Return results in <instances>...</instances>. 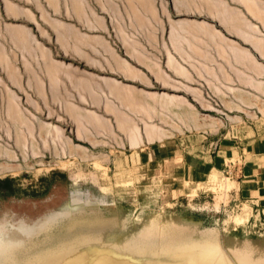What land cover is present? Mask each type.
Returning <instances> with one entry per match:
<instances>
[{
	"label": "rangeland",
	"instance_id": "rangeland-1",
	"mask_svg": "<svg viewBox=\"0 0 264 264\" xmlns=\"http://www.w3.org/2000/svg\"><path fill=\"white\" fill-rule=\"evenodd\" d=\"M82 5L91 20L96 13L101 15L94 0H82ZM15 23L5 19L0 9V55L11 56L13 63L16 45L7 38L6 28ZM47 32L46 22L40 19L33 29L34 46L53 48ZM82 33L100 36L101 31L82 29ZM103 42L121 52L110 36L108 43ZM153 58L162 62L164 57ZM82 70L90 69L82 65ZM133 85L180 94L159 89L158 83L151 88ZM3 97L0 80V144L9 148L5 134L12 126H4L8 121L1 118ZM18 107L23 112L18 122L31 123L32 138L24 136L28 140L22 151H0V264H93L86 255L96 250L124 258L122 264H210L203 262L206 247L201 245L206 241L221 250L226 264H264V211L237 196L229 174L210 173L198 183L174 189L161 180L158 170H146L133 158L125 164L123 153L134 148L112 127V135H89L94 144L88 143L75 138L72 120L48 116V105L22 103L18 98ZM82 107L108 118L105 121L110 124V117L99 107ZM200 112L205 118L197 124L191 119L192 110L156 111L155 122L170 132L164 143L174 142L191 151L195 144L211 146L214 138L238 139L245 125H250L248 118L213 120L220 114L212 108ZM183 118L193 125L182 126ZM55 128L59 131L53 132Z\"/></svg>",
	"mask_w": 264,
	"mask_h": 264
},
{
	"label": "crops",
	"instance_id": "crops-1",
	"mask_svg": "<svg viewBox=\"0 0 264 264\" xmlns=\"http://www.w3.org/2000/svg\"><path fill=\"white\" fill-rule=\"evenodd\" d=\"M111 2L112 9L118 17L112 20L108 12L103 11L94 0L95 7L101 13L100 15L95 12L94 22L89 18L82 0H0L1 15L7 20L16 21L15 24H11L12 27L6 28L7 38L10 40L8 30L15 31L20 43L23 44L15 46L14 63L11 56L3 54L6 60L4 64H0V80L3 95L5 94L2 103L6 108L7 103L17 105L16 111L20 110L16 115L18 118L14 116L17 122L23 117V112L18 107V98L22 103L46 104L48 116L72 120L74 131L75 121H79L80 118L82 121V115L86 111H92L82 107V104H90V107H99L104 115H108L110 124L105 122L109 128L112 127L121 134L114 119L117 112L108 111L104 106L109 102L117 108L118 102L100 80H109L112 84L115 82L116 88L120 91L131 90L137 94L152 95L169 93L160 90L146 91L134 86L133 83L137 82L143 88H151L153 84H159L154 73L162 72L166 77H175L176 83L180 86L197 89L196 91L200 92V100H197L181 90L173 91L180 93L174 95L179 96L180 101L183 100L180 108L194 111L195 116L191 119H196L197 124L199 118H205L200 111L212 108L220 114L213 116V120L243 121L244 118H248L250 125L248 127L245 125L238 139L214 138L211 146L199 147L195 144L191 151H188L174 142L164 143L170 138V132L164 129L160 122H155L154 118L157 116L155 112H159L160 107L149 105L150 113L153 115L151 121L160 126L159 133L151 142L144 141L134 148L133 152L123 153V162L129 164L133 158L146 170H158L161 180L174 189H184L179 186L198 183L210 173L225 172L232 178L237 196L253 208L264 211V0H191L189 10L183 9L176 14L172 12V0H111ZM253 2H256L257 6ZM144 4L150 5L152 19L132 23L125 18V14L131 9L144 10ZM260 6L263 10H260ZM217 7L223 8V12L228 11L229 16L227 13L224 16L223 12H218ZM161 9L165 14L163 19L160 15ZM82 11L87 15L86 20L89 24H93V30L86 29L82 24ZM56 15H62L66 20H61ZM102 15H106V20ZM40 19L47 24V37L52 39L53 48L34 46L33 29H36ZM172 19H181L200 27L195 26L196 31L193 32L194 38H191V41L186 40L184 36L182 38L184 41L189 40L190 46L192 45L190 47L182 41L180 51L182 59L177 58L178 62L176 61L185 70L183 78L173 76L165 64L167 53L173 52L167 47L166 38L167 23ZM219 20L222 23H219ZM233 28L242 31V34ZM82 29L86 32L101 31V34L96 35V38L83 34ZM38 35L44 36L40 33ZM109 36L117 41L121 52L103 44V41L108 43ZM10 42L14 45L11 40ZM99 43L105 48L97 47ZM82 52L92 57V60L96 58L95 62H100L96 64L97 67L90 64L88 67L82 59ZM173 54L179 57L176 52ZM161 55L164 57L162 62L158 58H153ZM82 65L90 70H82ZM125 70L135 74L136 79L125 75ZM10 79L15 81L11 82ZM82 81L92 85H88L86 89V84ZM159 89L167 90L161 87V84ZM87 90L89 94H96L97 105L93 103L94 100ZM147 104H151V101ZM4 112L1 118L7 120L8 115ZM226 112L235 114L229 115ZM95 113L103 120H108L103 115ZM184 119L189 118H183L182 121ZM187 120L181 122V125H193V121L185 122ZM15 129L5 134L6 138L10 139L8 144L11 147L0 144V151L24 150L22 144L25 142L24 136ZM199 134L198 132L197 136Z\"/></svg>",
	"mask_w": 264,
	"mask_h": 264
},
{
	"label": "bare ground",
	"instance_id": "bare-ground-1",
	"mask_svg": "<svg viewBox=\"0 0 264 264\" xmlns=\"http://www.w3.org/2000/svg\"><path fill=\"white\" fill-rule=\"evenodd\" d=\"M98 2V5L102 8L103 11H109L111 13V15L113 16V18H116V16L118 15H115L116 13H114V10L112 9V2L111 0H95ZM200 1V0H199ZM202 1V0H201ZM215 2V1H213ZM212 2V3H213ZM187 3H189V6H187ZM198 3V2H197ZM196 3V4H197ZM250 3V2H249ZM254 5L257 6L256 2H253ZM147 4V3H146ZM210 4H211V1H210ZM209 4V5H210ZM216 5L218 3H215ZM223 4V3H222ZM260 4V3H259ZM262 4V3H261ZM145 5V4H144ZM149 5V4H148ZM190 5H192L191 3V0H172V12L175 14L178 13L179 11H183V9H188L190 7ZM195 5V4H194ZM214 5V4H213ZM212 5V6H213ZM225 5V4H223ZM251 5V4H250ZM150 6V5H149ZM149 6L145 5L144 7V10H141V9H136L134 11V9L130 10L128 9V11L130 10V12H128L127 14H125V18H127L130 22H135V23H138L140 21H144V20H148V19H152L153 18V14L152 12L149 10ZM206 6V5H205ZM218 6H220V4H218ZM222 6V5H221ZM264 6V4H263ZM135 7V6H133ZM132 7V8H133ZM216 7V6H215ZM115 8V7H114ZM225 8V7H224ZM83 9V8H82ZM116 9V8H115ZM127 9V7H126ZM151 9V8H150ZM192 9V8H191ZM202 9V8H200ZM199 9V10H200ZM204 9V8H203ZM160 10V9H159ZM189 10V9H188ZM218 12H223L224 9L223 8H218L216 9ZM229 10V9H228ZM256 10V9H255ZM260 10H263V8L261 9V6H260ZM112 11V12H111ZM226 11V10H225ZM235 11V10H234ZM198 12V11H197ZM232 12V10H231ZM126 13V11H125ZM180 13V12H179ZM191 13V12H189ZM227 13L226 15H228V11L227 12H223V15ZM235 13V12H234ZM92 15L93 13H89V15ZM95 14V13H94ZM167 14V13H166ZM214 14V12H213ZM217 14V13H215ZM219 14V13H218ZM262 14V13H261ZM224 15V16H226ZM233 15V14H232ZM87 15H84L83 11H82V24L85 25L86 29H92L94 28V26H92L91 24H89V22L86 20ZM110 16V17H112ZM157 16V15H156ZM217 16V15H215ZM221 15H219L220 17ZM229 16V15H228ZM118 17V16H117ZM120 17V16H119ZM211 17V15H210ZM92 18V17H91ZM221 18V17H220ZM223 18V17H222ZM110 19V18H109ZM183 20V19H182ZM187 20V19H186ZM222 20V19H221ZM225 18H224V22H225ZM93 21V20H92ZM101 21V20H99ZM111 21V20H110ZM220 21V20H219ZM223 21V20H222ZM95 22V21H94ZM228 22V20H227ZM231 22V21H230ZM219 23H222L221 21ZM153 24V23H152ZM224 24V23H223ZM116 25V24H115ZM198 24H195V25H192V23L190 24L189 22H186V21H181L180 20H170L168 23H167V47L172 50V54H169L167 53L168 55L166 56V61H165V64H166V67L168 68V70L172 73L173 76H179L183 78V75H185V70H183L184 68H182L180 66V64H177L176 61L178 62L177 58H180L181 57V47H182V41L185 42V44H190L189 43V40L194 37L193 36V32L196 31V27H197ZM101 26V25H100ZM196 26V27H195ZM201 26V25H200ZM233 26V25H231ZM115 27V26H114ZM199 27V26H198ZM197 27V28H198ZM229 27V26H228ZM245 27V26H244ZM200 28V27H199ZM232 28V27H231ZM119 29V28H118ZM229 29V28H228ZM234 29V28H233ZM238 29V27H237ZM246 29H249V28H246ZM208 32L209 30L206 29ZM232 30V29H231ZM118 31V30H117ZM199 31V29H198ZM234 31L238 32V33H241L242 34V31H237L236 29H234ZM9 32V37L11 39V41L16 45V46H20V45H23L20 43V39L18 37V34H16L15 31L12 32V30L8 31ZM198 33V32H197ZM246 33V31H245ZM121 34V33H120ZM211 34V33H210ZM239 34V35H241ZM247 34V33H246ZM197 35V34H196ZM209 35V34H208ZM213 35V33H212ZM244 35V34H243ZM242 35V36H243ZM62 36V35H61ZM186 37V40L189 39L188 41H184L182 40V38ZM247 36V35H246ZM96 37V36H94ZM244 37V36H243ZM61 38V37H60ZM245 38V37H244ZM62 39V38H61ZM90 40V39H88ZM101 40V39H99ZM98 40V41H99ZM92 41V39L90 40ZM123 41V40H122ZM191 41V40H190ZM97 42V41H96ZM188 42V43H187ZM24 43V42H23ZM26 43V42H25ZM100 44V43H99ZM104 44V43H103ZM29 45V44H27ZM87 45V43H86ZM102 45V44H100ZM124 45V44H123ZM104 46V45H103ZM102 46V47H103ZM125 46V45H124ZM131 46V45H130ZM184 46V45H183ZM192 46V45H191ZM190 46V47H191ZM217 46V45H216ZM188 47V48H190ZM25 48V47H24ZM92 48V47H91ZM105 48V47H104ZM30 49H32L30 47ZM188 50V49H187ZM84 52V51H83ZM82 52V59L88 64L92 65V66H96L97 63H100L99 61L98 62H95L96 58L92 60V57H89L88 55H84ZM90 52H94V51H90ZM174 52H176L179 57L175 56V54H173ZM190 52V51H188ZM132 53V51H131ZM134 53H135V50H134ZM232 53V52H231ZM86 54V53H85ZM88 54V53H87ZM186 54V53H185ZM6 55V54H5ZM2 53L0 55V64H4L5 63V60L4 59V56ZM80 55V54H79ZM131 55V54H130ZM135 55V54H134ZM189 56V55H188ZM187 56V57H188ZM131 57H134L135 56H132ZM182 59V58H180ZM9 60V59H8ZM187 60V58H186ZM83 61V62H84ZM97 61V60H96ZM101 61V60H100ZM104 61L106 62L107 60L104 59ZM103 61V62H104ZM109 61V60H108ZM111 61V60H110ZM109 61V62H110ZM189 61V60H188ZM11 62V61H10ZM84 62V63H85ZM104 62V63H105ZM109 62H107L106 64H108ZM191 62V61H190ZM103 63V64H104ZM112 63V62H111ZM117 63V62H116ZM153 63V62H152ZM105 65V64H104ZM113 65V64H112ZM120 65V64H119ZM155 65V64H154ZM4 66V65H3ZM100 66V65H99ZM98 66V67H99ZM107 66V65H106ZM109 68L111 69V66L108 64ZM89 67V65H88ZM97 67V66H96ZM101 67V66H100ZM99 67V68H100ZM105 67V66H104ZM114 69L115 67L112 66ZM4 68V67H3ZM106 68V67H105ZM121 68V67H120ZM166 68V69H167ZM160 69V68H159ZM15 70V69H14ZM129 70V69H128ZM122 71V70H121ZM116 72V71H115ZM118 72V71H117ZM126 73H124L125 75L131 77L132 79H136V75L135 74H132V73H129L125 70ZM156 72V71H155ZM16 73V72H14ZM162 74V75H161ZM161 74L159 73H154V77L157 79V81H159V84H161V87H163L164 89H168L169 91L173 90V91H183L185 93H187L188 95L194 97L195 99L197 100H200V92H197L195 89L193 90V88H187V87H184V86H180L179 84L176 83V81H172L170 80V78L166 77V75H164L162 72ZM212 74V73H211ZM187 76V75H186ZM189 76V75H188ZM14 78V77H13ZM175 78V77H174ZM90 79V78H89ZM186 79V78H185ZM84 80V78H83ZM87 80V79H85ZM11 81V79H10ZM12 81H15L12 80ZM11 81V82H12ZM102 81V85H105V87H107L108 91H109V94L116 98V102H118V106L117 108L111 104L108 103H105V108L109 111H115L117 112L115 114V123H116V127L117 129L121 130V135L124 137V141L126 143V145L129 147V148H136L138 145H140L142 142H151L156 136L157 134L159 133V129H160V126L155 124L153 121H151V118H153V115H151V110L149 109V105H152V106H158L160 107V110L161 111H168L170 110V108H173V107H178L179 105L182 104V101H180V98L179 96H175L174 94L171 95V94H165V93H161V94H137L135 93L134 91H131V90H122L120 91L118 88H116L115 86V82H112L109 81V80H100V82ZM83 82V81H82ZM91 82V81H89ZM84 84H86L85 82H83ZM91 83H88V85H90ZM86 84L85 88L88 86ZM92 85V84H91ZM84 86V85H83ZM82 86V87H83ZM90 87V86H89ZM87 89V88H86ZM84 90V88H83ZM216 90V89H215ZM88 94L90 93L89 90H87ZM155 93V92H154ZM5 95V94H4ZM91 95V99H93V103H95V105H97V96L96 94H89ZM200 95V96H199ZM14 97V96H13ZM11 98H12V95H11ZM99 98V97H98ZM13 99V98H12ZM148 99V100H147ZM147 100V101H146ZM195 100V101H197ZM11 101V99H10ZM151 101V104H147V102H150ZM186 103V102H185ZM1 104V103H0ZM33 105V104H31ZM187 105V104H186ZM5 106V104H4ZM15 105L14 103H7V108L6 110H4L5 114L8 115L7 116V121L9 125H4V126H12V129H17L19 132H21V134L23 136L26 135V138L28 137L27 135H30V137L32 136V129L30 128V125L31 123H26L24 121V123H20L18 124V122L14 119V116L17 117V113H19V111H16V109L18 110V108H15ZM190 106V105H189ZM180 107V106H179ZM21 109V108H20ZM118 110V111H117ZM22 111V110H21ZM135 111V113H134ZM1 112V111H0ZM91 111H88L87 113L83 114L82 115V121L81 118L79 121H75L76 122V130H75V138L77 140H81V141H86L88 143H93L91 139H89V135H97V134H102V135H112L111 133V130L109 128V125L105 122V120H103V118L99 117V115L95 114V113H90ZM2 113V112H1ZM0 113V114H1ZM4 114V115H5ZM12 114V115H11ZM6 115H5V118H6ZM10 115L12 116L10 118ZM25 116V115H24ZM18 118V117H17ZM27 118V117H26ZM24 119V118H23ZM79 119V118H78ZM19 121V120H18ZM138 121H140V123H138ZM158 122V120H156ZM17 122V123H16ZM156 122V123H157ZM160 122V121H159ZM5 123V122H3ZM23 124V125H22ZM27 125H29L28 128ZM18 125V127H17ZM138 125H140L141 127L139 128ZM20 127H22V130L20 131ZM33 127V126H31ZM198 127V126H197ZM7 129L9 127H6ZM11 129V128H10ZM15 129V130H16ZM5 130V128L3 129ZM30 130V131H29ZM52 130V129H51ZM55 131L53 132H57L58 129H54ZM17 131V132H18ZM59 131V130H58ZM5 132H7L5 130ZM47 132V131H46ZM31 133V134H30ZM7 134V133H6ZM52 134V133H51ZM57 134V133H56ZM50 135V133H49ZM53 135V134H52ZM20 135H18L19 137ZM34 136V135H33ZM29 137V138H30ZM59 137L61 136H57L58 140L60 141ZM32 138V137H31ZM22 139V138H21ZM20 139V140H21ZM25 139V138H24ZM22 139V140H24ZM49 139V138H48ZM25 140H28V139H25ZM24 140V141H25ZM30 140V139H29ZM44 140V139H43ZM48 141V140H47ZM50 141H48L49 143ZM54 142V141H53ZM65 142V141H63ZM57 143V142H56ZM62 143V142H61ZM24 144V143H22ZM65 144V143H64ZM28 146V145H27ZM25 147V145H24ZM214 177V175H213ZM210 178V177H209ZM211 180V179H210ZM215 182V181H214ZM207 183V182H206ZM226 186V185H225ZM206 189V188H205ZM211 190V189H210ZM236 218V217H235ZM233 219V218H232ZM240 219V218H239ZM233 221V220H232ZM227 222V221H226ZM203 246L204 248L206 247V250H205V259L203 262L207 261V262H210V264H226V261L225 259L221 256L222 255V252L221 250L216 247L215 244H213V242L211 241H206L205 243H203ZM87 257H89L92 261L93 264H122V262L125 261L124 258L122 257H115L113 256V254H110V255H105L102 251H91L89 253H87L86 255ZM202 262V260H201Z\"/></svg>",
	"mask_w": 264,
	"mask_h": 264
}]
</instances>
